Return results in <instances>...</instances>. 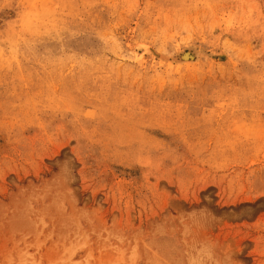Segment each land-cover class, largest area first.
Here are the masks:
<instances>
[{"label": "rangeland", "instance_id": "obj_1", "mask_svg": "<svg viewBox=\"0 0 264 264\" xmlns=\"http://www.w3.org/2000/svg\"><path fill=\"white\" fill-rule=\"evenodd\" d=\"M0 264H264V0H0Z\"/></svg>", "mask_w": 264, "mask_h": 264}, {"label": "bare ground", "instance_id": "obj_2", "mask_svg": "<svg viewBox=\"0 0 264 264\" xmlns=\"http://www.w3.org/2000/svg\"><path fill=\"white\" fill-rule=\"evenodd\" d=\"M186 52H187V51H186ZM188 52H189V53H192L191 50H189ZM189 55H190V54H189ZM191 56H193V58H195V54H194V53H192ZM188 58H189V57H188V53H183V54L181 55V59H182L183 61H187ZM193 58H191V59H193Z\"/></svg>", "mask_w": 264, "mask_h": 264}]
</instances>
